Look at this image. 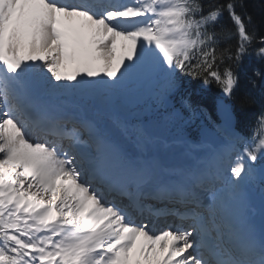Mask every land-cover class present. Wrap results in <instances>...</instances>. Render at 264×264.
<instances>
[{
	"label": "snow or ice",
	"instance_id": "1",
	"mask_svg": "<svg viewBox=\"0 0 264 264\" xmlns=\"http://www.w3.org/2000/svg\"><path fill=\"white\" fill-rule=\"evenodd\" d=\"M253 54L247 0H0V264H264Z\"/></svg>",
	"mask_w": 264,
	"mask_h": 264
},
{
	"label": "trees",
	"instance_id": "2",
	"mask_svg": "<svg viewBox=\"0 0 264 264\" xmlns=\"http://www.w3.org/2000/svg\"><path fill=\"white\" fill-rule=\"evenodd\" d=\"M248 10L251 15H253L256 20L259 22L262 16H264V0H247ZM252 51V50H250ZM257 73H264V60H261L259 57H256L254 54L251 56H246L244 58L243 64L240 69L241 81L246 77L252 75L258 79H261ZM264 81V79H261ZM251 91L255 96L258 92L256 85L250 84ZM184 89L187 93H190V98L193 102H200L204 105H208L214 100V97L220 93L219 88L213 83L207 88L201 86L200 80H192L189 77H184ZM199 91L201 94L198 95L196 92ZM260 96V95H259ZM198 97V100H195ZM212 104V103H211ZM250 107L246 108L243 111L249 110ZM249 116L250 113L248 114ZM256 117V115L254 116Z\"/></svg>",
	"mask_w": 264,
	"mask_h": 264
},
{
	"label": "bare ground",
	"instance_id": "3",
	"mask_svg": "<svg viewBox=\"0 0 264 264\" xmlns=\"http://www.w3.org/2000/svg\"><path fill=\"white\" fill-rule=\"evenodd\" d=\"M174 151H177L178 152L180 150H179V148H176V149H174ZM207 154H208V149L207 148L201 150V155L202 156H206ZM169 221H170V219H169ZM165 224H166V221L164 223V220H160L159 225H157L156 227H152V228L153 229H160V228H163L165 226Z\"/></svg>",
	"mask_w": 264,
	"mask_h": 264
},
{
	"label": "water",
	"instance_id": "4",
	"mask_svg": "<svg viewBox=\"0 0 264 264\" xmlns=\"http://www.w3.org/2000/svg\"><path fill=\"white\" fill-rule=\"evenodd\" d=\"M209 141H211L212 143L215 144L218 141V139H217L216 135H213V136L209 137Z\"/></svg>",
	"mask_w": 264,
	"mask_h": 264
},
{
	"label": "rangeland",
	"instance_id": "5",
	"mask_svg": "<svg viewBox=\"0 0 264 264\" xmlns=\"http://www.w3.org/2000/svg\"><path fill=\"white\" fill-rule=\"evenodd\" d=\"M136 87H140V88H142V90H143L145 93H147L148 85L136 86Z\"/></svg>",
	"mask_w": 264,
	"mask_h": 264
}]
</instances>
